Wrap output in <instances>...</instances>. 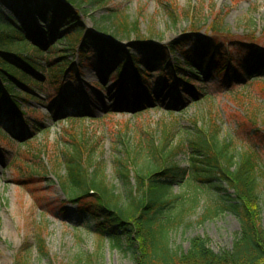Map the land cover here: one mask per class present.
<instances>
[{
  "label": "trees",
  "instance_id": "obj_1",
  "mask_svg": "<svg viewBox=\"0 0 264 264\" xmlns=\"http://www.w3.org/2000/svg\"><path fill=\"white\" fill-rule=\"evenodd\" d=\"M85 1L0 0V81L6 85L4 90L0 84L1 118L9 115L16 122L23 121L25 113L19 101H23V96L30 99L33 88L42 89L44 72L40 68L48 71L45 84L51 90L60 93L66 88L63 79L71 64L69 58L76 56L77 49L80 61L95 62L101 74H106L105 68L115 71L119 67L123 73L116 77L119 85L121 78L130 76L145 86L142 77L148 75L142 66H157L162 76L159 88L183 85L194 94L189 86L193 80L183 74L185 68L180 59L174 68L177 73H167L170 55L181 56L190 72L214 70L240 81L246 76L259 81L264 75V50H260V43H254L253 38L248 41L252 46L233 42L237 52L231 53L217 38L229 34L218 25L217 17L209 28L215 37L202 39L197 30L200 20L187 11L186 17L193 24L190 34L167 46L136 42L134 49L150 54L138 60L128 55V49L87 31L82 19L87 12L83 10ZM105 1L93 0L90 5ZM5 9L14 14L5 13ZM108 19L112 20L110 33L114 38L128 39L134 34L144 41L137 24L129 18L121 19L113 12ZM100 29L107 33L106 28ZM48 37L55 38L57 44L64 41L66 48L58 50L56 44L47 48ZM23 42L26 45L20 44ZM260 94L264 96V87ZM230 95L234 99L242 97L238 93ZM235 118L229 132L213 119L210 123L193 121L184 128L163 122L157 130L141 131L139 140L128 143L126 150L113 160L112 170L125 187L124 193L108 182L105 163L96 155V138L88 132H65L64 150L51 163V170L35 163L39 158L33 155L29 161L35 166L27 167L25 173L29 181L37 176L55 178L67 203L77 208L78 216L88 218L85 223L91 224L97 235L131 254L133 264H264V223L259 198L260 176H264V101L247 107ZM67 119L77 123L85 120ZM5 136L8 137L0 128V140H5ZM179 155L186 158L187 168L175 161ZM188 176L198 185L220 193L218 211L238 220L240 231L230 249L215 252L210 241L200 237L191 240L186 252L172 246L170 233L182 223L189 208L184 207L188 201L184 196L170 191ZM230 190L232 193H228ZM174 209L179 212L175 219ZM38 244L40 254L45 256L44 242L40 239ZM95 259L92 262V258H82L76 264H101L98 254Z\"/></svg>",
  "mask_w": 264,
  "mask_h": 264
},
{
  "label": "rangeland",
  "instance_id": "obj_2",
  "mask_svg": "<svg viewBox=\"0 0 264 264\" xmlns=\"http://www.w3.org/2000/svg\"><path fill=\"white\" fill-rule=\"evenodd\" d=\"M91 1H85L88 3L83 7L87 11L83 15L87 30L102 35L105 32L100 28H106V38L128 49V55L138 60L150 55L134 49L131 45L136 42L148 41L162 46L189 34L193 24L192 19L186 17L187 11H190L189 16L194 14L200 20L197 30L201 38L215 37L209 28L217 17L218 25L229 33L217 38L231 53L237 52L231 43L252 46L248 41L253 39L254 43H260V50H264V0H106L95 6L90 5ZM113 12L121 19L127 17L135 22L144 41L134 34L128 39L114 38L110 33L112 20L108 19ZM50 42L53 43V39ZM20 44L26 45V42ZM65 45L62 41L55 48L63 51ZM78 52L79 49L75 53ZM175 57L185 67L184 59L179 55ZM69 61L73 64L63 84L78 95V99L70 103L65 89L58 96L45 84L48 71L40 68V72H44V81L40 82L43 90L33 88L30 99L23 96L20 103L21 111L25 113L24 124L9 115L0 117V126L11 136V141L0 140V264H76L77 260L88 257L94 262L97 254L101 264H133L131 254L124 253L108 238L97 235L93 226L85 223L88 218L78 216L77 208L67 203L55 178L37 176L28 180L25 170L35 166L29 161L31 156L39 158L35 163L42 168L51 170V163L60 158L64 150L65 132L78 135L88 132L89 136L96 138V155L105 163L108 182L124 193L125 187L113 173V160L126 150L128 143L139 140L141 131L157 130L163 122L184 128L193 121L210 123L213 119L229 132L237 114L264 101L260 94L264 75L259 81L232 85L216 74L207 76L203 69L195 70L192 75L185 69V75L196 82L193 83L194 89L202 91L193 96L175 86L158 93L157 84L162 79L157 73L158 67L142 66L144 72L153 76L149 80L146 77L151 89L150 93H145L131 78L124 80L126 86L120 90L115 71L111 70L105 77L96 65L90 63L91 60L80 65L76 56L70 57ZM230 91L242 97L234 99L235 96L229 95ZM146 99L154 101L155 106L148 105L149 110L138 112L136 105L145 104ZM78 112L85 120H78V123L64 120L65 114ZM175 161L182 168L189 166L183 155ZM170 193L184 196L188 200L184 207L189 208L182 223L170 233L173 247L186 252L191 240L200 237L208 239L215 252L230 249L240 231V224L233 215L218 211L220 193L198 185L190 176L174 185ZM259 198L264 223L262 175ZM193 200L195 205L192 207ZM172 213L173 219L178 217V210L174 209ZM40 239L44 242L45 256L40 254Z\"/></svg>",
  "mask_w": 264,
  "mask_h": 264
},
{
  "label": "water",
  "instance_id": "obj_3",
  "mask_svg": "<svg viewBox=\"0 0 264 264\" xmlns=\"http://www.w3.org/2000/svg\"><path fill=\"white\" fill-rule=\"evenodd\" d=\"M10 12H12L11 10H9ZM14 13V12H13ZM97 36H99V37H102V38H104L105 40H107L109 43H111V44H113L114 46H117V47H121L122 49H126V48H124V47H122V46H120L119 44L117 45L116 43L114 44V42L113 41H110V40H108L107 38H106V34L104 33V34H102V35H104V36H102V35H100V34H96ZM147 44H151V42H147ZM133 48H135V46L134 45H131Z\"/></svg>",
  "mask_w": 264,
  "mask_h": 264
},
{
  "label": "bare ground",
  "instance_id": "obj_4",
  "mask_svg": "<svg viewBox=\"0 0 264 264\" xmlns=\"http://www.w3.org/2000/svg\"><path fill=\"white\" fill-rule=\"evenodd\" d=\"M136 69H137V68H136ZM116 72L121 73L119 67H116Z\"/></svg>",
  "mask_w": 264,
  "mask_h": 264
}]
</instances>
